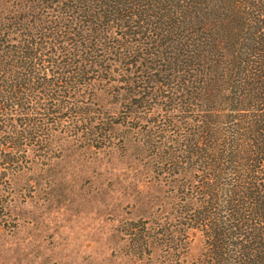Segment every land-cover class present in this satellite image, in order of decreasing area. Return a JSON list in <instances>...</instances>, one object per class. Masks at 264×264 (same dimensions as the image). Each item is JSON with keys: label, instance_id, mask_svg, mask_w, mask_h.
I'll return each mask as SVG.
<instances>
[{"label": "trees", "instance_id": "1", "mask_svg": "<svg viewBox=\"0 0 264 264\" xmlns=\"http://www.w3.org/2000/svg\"><path fill=\"white\" fill-rule=\"evenodd\" d=\"M66 152L135 263L264 264V0H0V229Z\"/></svg>", "mask_w": 264, "mask_h": 264}, {"label": "rangeland", "instance_id": "2", "mask_svg": "<svg viewBox=\"0 0 264 264\" xmlns=\"http://www.w3.org/2000/svg\"><path fill=\"white\" fill-rule=\"evenodd\" d=\"M103 163L92 152L57 159L48 185L16 205L17 226L0 229V264H137L122 238L136 215Z\"/></svg>", "mask_w": 264, "mask_h": 264}]
</instances>
